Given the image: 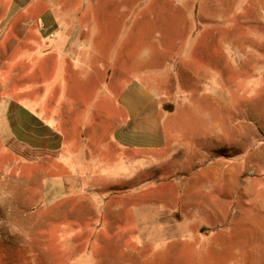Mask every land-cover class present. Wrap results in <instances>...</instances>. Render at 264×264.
Wrapping results in <instances>:
<instances>
[{
	"label": "rangeland",
	"instance_id": "obj_1",
	"mask_svg": "<svg viewBox=\"0 0 264 264\" xmlns=\"http://www.w3.org/2000/svg\"><path fill=\"white\" fill-rule=\"evenodd\" d=\"M0 264H264V0H0Z\"/></svg>",
	"mask_w": 264,
	"mask_h": 264
},
{
	"label": "crops",
	"instance_id": "obj_2",
	"mask_svg": "<svg viewBox=\"0 0 264 264\" xmlns=\"http://www.w3.org/2000/svg\"><path fill=\"white\" fill-rule=\"evenodd\" d=\"M132 85L118 95L116 105L123 110L126 120L122 124L116 121L112 140L127 148L156 149L165 142L164 124L170 115L146 87L139 83Z\"/></svg>",
	"mask_w": 264,
	"mask_h": 264
}]
</instances>
